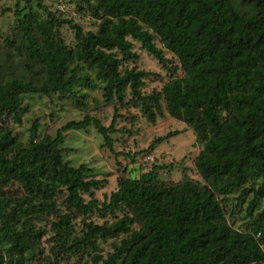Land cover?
I'll return each instance as SVG.
<instances>
[{
	"label": "trees",
	"instance_id": "16d2710c",
	"mask_svg": "<svg viewBox=\"0 0 264 264\" xmlns=\"http://www.w3.org/2000/svg\"><path fill=\"white\" fill-rule=\"evenodd\" d=\"M73 1L95 21L94 30L61 18L44 0H17L20 36L4 39L0 264H58L79 255L91 264H264V0ZM133 41L170 73L159 90L142 91L156 73L123 67L138 60ZM163 49L176 64L169 65ZM81 66L96 71L103 99L115 103L110 124L85 114L52 136L40 134L35 119L22 141L9 122L22 123L23 96L64 97L75 82L93 85ZM129 106L149 122L168 115L191 129L203 183L164 180L158 174L164 166H153L137 178H119L102 201L95 197L107 180L86 163L64 159V133L93 126L111 151L119 108ZM173 134L154 138L148 149ZM235 195L240 201L250 195L243 229L228 218L225 204ZM94 214L112 220L90 221ZM48 233L52 255L41 245ZM108 240L111 251L103 256L100 244Z\"/></svg>",
	"mask_w": 264,
	"mask_h": 264
},
{
	"label": "rangeland",
	"instance_id": "374dc122",
	"mask_svg": "<svg viewBox=\"0 0 264 264\" xmlns=\"http://www.w3.org/2000/svg\"><path fill=\"white\" fill-rule=\"evenodd\" d=\"M16 2L17 0H0V63L6 59L5 37L11 33L16 39L20 36V33L14 28L13 11ZM44 4L61 18L78 23L85 31L95 29V21H92L89 14L78 11L77 1L44 0ZM19 5L22 7L23 4ZM61 33L66 43L73 46V31L64 25L61 28ZM155 43L162 48L157 40ZM133 50L138 55V60L125 63L123 67H135L156 73L158 76L148 77L144 80L145 85L142 91L147 93L153 89L159 90L162 84L170 78V73L161 68L158 61L142 49L139 42L133 41ZM164 55L169 59V65L177 63L167 50H164ZM11 59V62L15 63L18 60L17 57ZM81 67V70L92 79L93 85H87L82 81L75 82L69 89L72 94L66 92L64 97L56 95L49 98L36 94L23 96L22 105L27 107V111L22 117V123L9 122V127L22 141L28 139V129L35 119L40 124L39 133H48L52 136L67 122L81 120L85 114L96 117L105 126L110 124L114 115L115 103L108 104L103 99L101 87L104 82L97 77L96 71L87 69L85 66ZM177 74L180 75L181 71L179 70ZM75 95L81 96L82 105L75 102ZM115 122L117 130L111 134L114 139L111 151L103 145L102 137L93 126H89L85 130L70 129L64 133L65 139L62 145L65 148L64 159L73 166L86 163L91 167L96 177L107 180L103 187L94 190L95 197L100 201L116 189L119 178L125 176L137 178L153 166H164L158 169L159 176L164 180L178 183L186 177L203 183L193 165L200 145L186 124L174 120L168 115L149 122L140 110L133 106H129L127 109L119 108V115L116 116ZM169 132H175V134L158 144L154 150L148 149L154 138L164 136ZM85 197L87 198V196ZM249 197L250 195L240 201L235 195L231 196L226 204L224 203L229 210V221L236 228L243 229L247 222L246 208ZM89 220L102 223L111 221L112 217L109 214L104 217L94 214L89 217ZM78 226H81V223ZM50 236L51 233H48L43 237L41 245L47 254L52 255ZM111 244L112 240L101 242L99 252L105 256L111 251ZM87 261H90V256L79 255L59 260L58 264H86ZM87 264H91V262Z\"/></svg>",
	"mask_w": 264,
	"mask_h": 264
}]
</instances>
